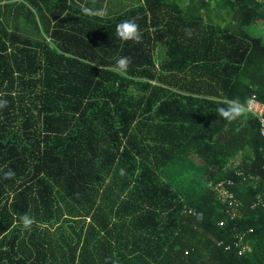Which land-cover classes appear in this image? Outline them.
Segmentation results:
<instances>
[{
	"label": "trees",
	"instance_id": "16d2710c",
	"mask_svg": "<svg viewBox=\"0 0 264 264\" xmlns=\"http://www.w3.org/2000/svg\"><path fill=\"white\" fill-rule=\"evenodd\" d=\"M262 27L264 0H0V264H264L259 121L217 114L264 102Z\"/></svg>",
	"mask_w": 264,
	"mask_h": 264
},
{
	"label": "built area",
	"instance_id": "2783aa9c",
	"mask_svg": "<svg viewBox=\"0 0 264 264\" xmlns=\"http://www.w3.org/2000/svg\"><path fill=\"white\" fill-rule=\"evenodd\" d=\"M252 103L246 105L247 108V115L252 116L253 118L259 121V128L260 134L264 137V102H261L257 96H253L251 99ZM225 183H220L215 187V192L217 193V197L219 201L227 208V215L231 221L236 220L241 211V203L236 198L235 194L227 188ZM263 208L264 209V200L262 198H258L257 202L254 203L252 206L253 209L256 208ZM225 223H220V226H224ZM252 231L247 233L236 234L234 236V246L238 250L239 256H244L251 252V243L248 238V234ZM219 246H223L226 251H230L232 249L231 245H226L224 241L220 242Z\"/></svg>",
	"mask_w": 264,
	"mask_h": 264
},
{
	"label": "clouds",
	"instance_id": "9594fccd",
	"mask_svg": "<svg viewBox=\"0 0 264 264\" xmlns=\"http://www.w3.org/2000/svg\"><path fill=\"white\" fill-rule=\"evenodd\" d=\"M85 15H96L99 13H94L91 9L85 7L82 9ZM117 35L123 41H134L140 42L142 39V33L139 30V26L135 23L134 20H125L124 22L117 25ZM130 64L128 57H120L116 60L115 65L113 66L114 71H126ZM252 100L248 101L250 105ZM226 107H220L217 110L219 117L228 121L229 123L235 121L246 114L247 108L242 104L238 99L226 101ZM12 173H7L6 176L10 177ZM20 222L25 229H29L31 225L35 222L34 219L28 215L22 216Z\"/></svg>",
	"mask_w": 264,
	"mask_h": 264
},
{
	"label": "rangeland",
	"instance_id": "374dc122",
	"mask_svg": "<svg viewBox=\"0 0 264 264\" xmlns=\"http://www.w3.org/2000/svg\"><path fill=\"white\" fill-rule=\"evenodd\" d=\"M262 32L264 36V31ZM255 33L258 34L257 31ZM196 165L197 166H194V167L188 166L187 168H184L181 165L180 167H177L175 169L168 170L162 175L163 179L166 182L173 185L174 187H176L177 189H184L187 186V183L191 181V179L193 178L198 179V180L202 179L203 171L201 167L203 166V163L201 161H197Z\"/></svg>",
	"mask_w": 264,
	"mask_h": 264
},
{
	"label": "crops",
	"instance_id": "0c3cea01",
	"mask_svg": "<svg viewBox=\"0 0 264 264\" xmlns=\"http://www.w3.org/2000/svg\"><path fill=\"white\" fill-rule=\"evenodd\" d=\"M262 31H264V27H262Z\"/></svg>",
	"mask_w": 264,
	"mask_h": 264
}]
</instances>
